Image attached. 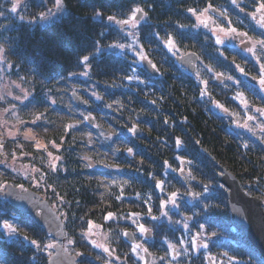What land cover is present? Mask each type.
<instances>
[{"label":"trees","instance_id":"1","mask_svg":"<svg viewBox=\"0 0 264 264\" xmlns=\"http://www.w3.org/2000/svg\"><path fill=\"white\" fill-rule=\"evenodd\" d=\"M53 3L54 0H28L26 14L36 16ZM208 3L226 13L225 17L213 14L220 25L227 26L225 20L230 19L232 27L251 37H259L261 29L246 16L256 6L252 0H241L239 8L229 0H63L65 10L56 19L45 24L20 20L6 29L10 73L30 91L29 97L19 104V111L28 121H32L37 113L44 114L37 121L38 127L47 128L44 138L48 144L53 140L61 144L59 150L50 146L48 151L62 159L58 162V171L52 172L47 153L23 142V149L41 170L43 185L38 191L8 172L0 175V183L35 188L43 194L63 220L65 240L75 241L72 245L67 244L69 251L83 253L76 256V264H101L105 258L81 235V230L87 229L85 221L88 220L109 232L114 229L117 235L112 238L111 245L116 255L125 264H139L129 252L130 243L120 234L132 226L123 217L140 213L143 218L152 220L145 214L147 209L151 207L152 215L158 217L160 201L177 190L182 198L177 200L180 207L173 210L172 215L182 221L185 214L192 216L189 227L195 231H198L197 224L205 225L209 247L208 255H204L203 250L194 252L191 248L186 255L176 256L170 249L169 259L175 256L172 264H229L230 257H236L242 264H264V258L231 221L225 187L216 177L220 167L229 170L239 179L245 192L262 200L264 209L262 136L253 137L232 129L227 116L211 108V100H214L227 111L240 109L231 95L236 94L235 85L210 81L208 94L201 96L202 88L196 76L174 59L179 52L195 51L204 65L227 72L238 81L240 87L237 90L245 95L250 105L264 107L262 95L255 85L237 75L236 66L239 65L244 73L257 77L258 68L248 56L227 44H216L215 36L203 27H186L179 30L183 36L177 35L178 24H195L193 17L188 18L191 14L186 9H203ZM136 4L148 13V19L142 21L136 31L139 40L136 48L138 51V47L143 46L140 50L156 64L158 75L149 74L141 63L137 64L135 52L107 47L114 40L127 43L128 39L121 40L124 33L117 25L93 15L99 10L104 16L126 19L129 9ZM166 32L175 37L178 52H169L162 40L154 35L159 33L161 38L167 39ZM96 47L100 51L97 52ZM93 52L90 68L78 63L79 56ZM130 67L137 69L136 74L144 83L123 78L133 74ZM83 72L89 74L85 76ZM73 89L85 101L84 107L72 101L70 91ZM117 101L124 106L121 108ZM108 104L112 107H106ZM89 114L95 125L83 120V115ZM73 122H78L75 129L65 133V125ZM134 124L138 134L128 131ZM89 128L94 129L90 137ZM109 134L110 138H105ZM62 136L63 140L60 139ZM177 137L182 140L179 147L175 143ZM245 144L247 148L243 146ZM128 148L133 150L132 153L126 151ZM85 155L91 160H84ZM89 162L100 166L85 167ZM4 170L8 171L7 168ZM112 180L117 183L112 184ZM156 181L165 182L163 191L155 186ZM121 185L123 197L116 200ZM204 185L208 186V192H203ZM189 190L202 192V196L185 194ZM137 194H140L139 198ZM205 203L210 205L207 210L203 208ZM108 212L115 213L117 218L105 221L103 217ZM5 220L17 228L19 234L12 235L0 227V264H36L31 259L33 256L39 264H46L52 248L37 252L24 236L44 244L55 239L0 195V222ZM153 223L155 241L149 243L153 254L165 255V237L174 245L178 243L177 237L184 239L185 231L170 225L166 219ZM180 245L178 249L183 251Z\"/></svg>","mask_w":264,"mask_h":264},{"label":"snow or ice","instance_id":"2","mask_svg":"<svg viewBox=\"0 0 264 264\" xmlns=\"http://www.w3.org/2000/svg\"><path fill=\"white\" fill-rule=\"evenodd\" d=\"M231 3L233 6L239 8L240 7V3L241 0H231ZM252 4L256 5L254 8V11H252L251 13H247L246 16H249L254 22L255 24L262 30L260 35L262 37H264V0H259V2L257 3V0H252ZM248 5L245 4V7H247ZM54 7L58 10H62L64 5H63V0H55L54 3ZM11 10L13 12L17 11V4L13 3L12 4V8ZM241 11H243L244 9L241 8ZM186 11L188 13H190L191 15L188 17L189 19H191L193 16L196 19V23L192 24V25H183V24H178L177 25V35L179 36H183L184 33L180 32V29L186 28V27H196L199 28L201 25H203L205 28L209 27V23L208 21L211 20V17L208 16L207 14L210 11H214L218 14V16L220 17H225L226 13L225 12H221L219 9H214L213 5L211 3H208L203 9H197V8H187ZM259 15V19H257V14ZM51 10L48 11V15H51ZM94 16L97 17H102L104 20L108 21L110 24H115L117 25L121 31L124 32V35L121 36V40H127V39H131V43H123V42H118V41H113L111 44L107 45V47L113 48V47H117V48H127L132 52H135L137 54V56L139 57V60L136 61L137 64H140L141 62H146L148 66H150L152 69L159 71V69L157 68L156 64L152 63V61L150 59H148V56L146 53H144L143 51H137L136 45L139 44V40L137 38V34L136 31L138 29V26L141 24L142 21H146L148 19V13L144 10L143 7H141L139 4H136L135 6L131 7L127 13V18L126 19H118L117 16L115 15H109V16H104L103 12L99 11V10H95L93 13ZM37 18H42V19H46L47 16L45 15V13H39ZM225 23H227L229 25L228 28H224V27H218L217 28H211L210 30L212 31L213 35H215V42L216 44H224V39L221 38L220 35H216L217 30L221 33H223L224 37H230L232 39H239L240 43L242 45L245 46V49L247 52H249L250 54H252L254 57H256L257 61L264 59V38L261 39H253V37L249 36L247 32H240L238 31L235 27H231L230 25L232 24V21L230 19H226ZM126 25H130L131 26V31L125 30ZM101 35H103V33H101ZM155 37L158 40H162L164 47H166L168 49L169 52H173L176 53L178 52V48H177V41L175 39V37L172 34H169L166 32V36L167 39H163L160 37L159 33H154ZM251 44V46H248V44ZM98 43V42H97ZM141 48H143L142 45H140ZM96 51H100L99 47H96ZM257 51H259L262 55L261 56H257L256 53ZM5 50L2 46H0V54L4 53ZM95 54V52L93 53H89V54H84L79 56L78 58V63L81 64L84 67H89V60H90V56H93ZM222 54V53H221ZM5 57L3 55H0V59H4ZM237 69L242 73L247 75V73H244V70L242 68L239 67V65L236 66ZM133 74L132 75H126L123 78L124 79H128V80H140L141 83H144L143 80L140 79V76L137 75V69L136 68H131L129 69ZM210 72L212 71L211 68L208 69ZM258 70L261 73L260 79H259V85H260V89L261 91H264V63L259 64V68ZM83 75L87 76L89 73L88 72H83ZM70 75H74V73H70ZM223 74L222 73H214L213 78H220L222 77ZM198 78H199V74H198ZM228 79H232V77H228ZM255 79V78H253ZM15 83V82H12ZM202 83L205 85V87L203 89L200 90V95L204 96L207 95V84L208 81H202ZM17 87H19V85H16ZM21 91L23 92V96H13V93L11 91H3L0 90V101H5L6 102V96H11L13 97V99L15 100H23V99H27L29 93L27 91H24L23 89H21ZM93 95H96L95 92H93ZM243 94H239L236 99H240V97ZM97 99H101L100 96L96 95ZM161 99H163V97H161ZM262 100H264V96L261 97ZM244 104L245 109H248V102L246 100H242L241 101ZM52 103H56L55 100H52ZM116 103L119 104V106L122 108L124 105L122 103H119V101H117ZM153 103H156V101H153ZM213 103L216 104V106L223 108V105H220L218 101H213ZM106 107L111 108L112 105L108 104L106 105ZM3 113L8 114L12 117H14L16 119L17 124H21L24 125L25 121L20 120L19 116L16 115V108L14 105H10V107L8 108H4L3 109ZM43 113H37L34 115L31 123L34 126H39L37 124V121L41 120L43 118ZM90 119H94L93 117H91V115H83V120L87 121ZM186 119V118H185ZM248 120H254L257 121L256 127H249V125L247 123H245L243 126L248 128L249 131H251L253 133V135L256 134V128H260L262 132H264V108H256L255 109V115H249L247 117ZM165 122H167V120H165ZM10 123L9 120L5 119L2 122H0V128L5 129L3 132H0V154L3 155H7L6 153L3 152V149L5 147V143L8 139L11 140H15L19 134V128H15V126H13L12 128H8L7 125ZM78 122H73L71 124L65 125L64 131L65 133H68L69 130H74L75 129V124ZM136 128L137 126L134 124L132 126V128L128 129L129 132L135 133L136 132ZM46 130V129H45ZM89 137L91 136V133L88 134ZM101 136H104V133L101 132L100 133ZM110 135L108 137L105 138H110ZM23 137L25 140H34L35 144L34 147L36 150H42L44 152L47 153V157L49 158L47 160L48 163V167L49 170L52 172H56L59 169V163L61 161V157L59 155H54V153L52 151H48V147L49 144L48 143H44L43 141L36 139V136L33 132L32 128H27L26 131L23 133ZM61 140H63V136L60 138ZM262 142H264V136L261 137ZM49 143L51 144L53 149L59 150L61 148V144L56 143L54 140L53 141H49ZM176 145L179 147L182 145V140L181 138L177 137L176 138ZM88 144L91 145L92 144V140L89 139L88 140ZM244 147H248L247 144L243 145ZM18 147L22 148L23 145H18ZM128 153H132V149L128 148L126 150ZM23 154V153H22ZM15 159V156L13 157ZM84 160L86 161H90L91 158L87 155H85L83 157ZM101 163H103V161H101ZM142 163V161H141ZM92 163L89 162L85 165V167L90 168L92 167ZM118 166V165H117ZM9 167H13L12 165H9ZM27 166H25L26 168ZM13 171H21L18 170L16 168L13 167ZM32 171H39L38 169H33ZM181 172H183V170L181 169ZM23 174L25 176H28L29 178H32L29 174V172L27 170L23 171ZM188 178H192L194 179L195 177H186L185 179ZM112 184H116L117 181L116 180H112L111 181ZM127 183V181H125V184ZM164 181H156V187L160 188L161 191H163V185H164ZM6 182L5 183H0V189L6 187ZM20 187H23L22 185H20ZM121 187V193L120 195H116L115 199L116 200H121L123 197V185L120 186ZM209 188L207 185L203 186V192H208ZM185 194L190 195L192 197H201L202 196V192H193L191 190H189L188 192H186ZM140 194H137V197L139 198ZM182 198V194L179 193V190L177 191H172L171 193L168 194L166 199H163L160 201V204L158 205L159 208H166L169 204L173 207H176L177 209H179L180 205L177 203L178 199ZM64 198L61 197V200H63ZM104 199V194H101V200ZM145 203H147V201H145ZM210 207V205H208L207 203H205L203 205V208L205 210H207ZM233 211L236 212H240L241 210L236 208L235 206H233ZM146 215L150 216L152 220H157L158 217L152 215V209L151 207H149L147 209V212L145 213ZM140 213H132L130 216L128 217H123L126 219H132V217H139ZM161 215L163 216H167L168 212L167 211H163L161 212ZM198 215V214H197ZM116 214L113 212H108L103 219L105 221H109L112 219H115ZM81 220H84V217H80ZM192 219V216H188L187 214L184 215V220H183V230L188 231L189 234L191 235V229L189 227V221ZM134 224H137V228L138 231L141 235H150L152 230L147 228L145 226V224L143 223H137V220H133L132 221ZM85 223L87 224V229H82L81 230V235L84 239H89L91 234H92V227H93V222L88 220L85 221ZM176 223H181V221H177ZM0 227H3L5 229H8L9 232L12 235H18V229L13 227L11 224L8 223L7 220L0 222ZM96 228L101 227L100 225H95ZM57 229H59V225H57ZM197 229L198 231L195 233V238L189 242V248L185 249L184 251H180L178 249V245L182 244L183 242L180 240L179 237H177V245H174L171 241H168L167 238H164V243L166 244V247L164 248V252L165 255L159 257V260L161 261V264H172V261L175 259V256H172V259H169V255H170V249L172 251L175 252L176 256H180V255H186L187 252L192 248V247H196L197 251L199 250V248H205L207 249L209 247V244L207 242V228L205 225H201V224H197ZM65 236L67 235L66 233L64 234ZM107 235V234H105ZM122 236H129L130 234L127 231H122L121 233ZM214 235V234H213ZM203 238V242L200 244H196L195 240L196 239H201ZM24 239L28 240L30 244H32L34 246V248L36 249L37 252H42V251H46L49 248H58V252L56 253L57 257L59 258L62 254L67 253L68 252V248L64 245V244H59V242H56L55 244H44L36 239H31L28 236H24ZM75 241L73 239H67V244L68 245H72L74 244ZM91 243L94 247L96 248H101L103 250L104 253H107L110 256H115L116 253L114 251H111L109 246L103 243H97L96 240H91ZM138 249H142L145 253L149 252V249L147 247L144 246V242L136 244L133 243L129 246V252L131 253H136L139 257V259L143 260L145 259V257L139 256L138 254ZM76 256H81L83 255L82 252L76 251L75 252ZM223 255L227 256V253H224ZM52 258V253H49V259ZM32 260L36 261V264H39V261L36 259L35 256H33L31 258ZM97 259H100V257L98 256ZM116 259L119 260L121 259V257L116 256ZM127 259V257H125V260ZM73 264H75V262H73ZM106 264H113L112 261H106ZM153 264H155V262H153ZM229 264H242L241 261H238L236 257H230L229 258Z\"/></svg>","mask_w":264,"mask_h":264},{"label":"rangeland","instance_id":"3","mask_svg":"<svg viewBox=\"0 0 264 264\" xmlns=\"http://www.w3.org/2000/svg\"><path fill=\"white\" fill-rule=\"evenodd\" d=\"M45 1L46 0H43V2H45ZM229 1L231 3V0H229ZM13 3L17 4V11H15V12H13L11 10ZM27 3H28V0H0V46H2L5 50L4 53L0 54V55H3L5 57L4 59H0V90L11 91L13 93V96H23V92L21 91V89H23L24 91H27L29 94H30V91L26 86H24L22 84V82L20 80H18L16 77L11 75V73H10L8 46H7V43L5 40L6 29L10 25L14 24L15 21H20V20H24L26 22L29 21L31 23L45 24V23H48V22L56 19L65 10L64 7L62 10L56 9L54 7V3H55V0H54L53 4H48L44 8V10L39 12V13H45V15L47 16L46 19L37 18L39 13L36 16L30 17L26 14ZM49 10H51V13H52L51 15H48ZM242 12L244 13V11H242ZM251 12L252 11H248V13H251ZM207 15L211 17V20L208 21L209 27L205 28L203 25L200 26V27L205 28L207 31L209 30L212 33V31L210 30L211 28H217L218 29V27H224V28L229 27V25H227V26L220 25L219 22L217 21V19L213 17V13L211 11ZM259 15L260 14L258 13L257 19H259ZM193 19H194V23H196V19L194 16H193ZM252 24L254 26L258 27L253 20H252ZM194 28H196V27H194ZM125 30L131 31V26L126 25ZM238 31H240V30H238ZM240 32H242V31H240ZM216 35H220L221 38L224 39V44H222V45L227 44L229 46H232V47L240 50L241 52H243L246 56H248L253 61V65H255L256 68H259V64L264 63V59H262V61L261 60L257 61L256 57H254L252 54L247 52L245 49V46L240 43L239 39H232L230 37H224L223 33L219 32L218 30L216 32ZM253 39H261V37L259 35V37H257V38L253 37ZM127 43H131L130 38L128 39ZM248 46H251L250 42H249ZM139 51H143V50H140V47H138V52ZM256 55L261 56L262 54L259 51H257ZM137 59L139 60V57H137ZM209 68L210 67L204 65V63L202 61H199L196 63V69H195L194 75L196 76L197 82L200 84L201 88L203 89L205 87V85L202 83V81H208L207 86L209 85L210 81L212 82L214 80H217V82L220 83L221 85H224L225 83L226 84L231 83V84L235 85V90H236V92H235L236 94L231 93V95L237 101V103H239V105H240V109H238V110L227 111L224 108H220V107L216 106V104L213 103L214 100H211V108L222 113V114H224V115H226L228 120H229V123H231V125H232V129L235 128L236 130L243 131L244 133H247L249 136H253V137H259L260 138L261 136H263L264 132H262L260 128L257 127L256 128V134L253 135V133L251 131H249L248 128L243 126L245 123H247L249 125V127H256L257 121L248 120L247 117L249 115L254 116L255 115V109L258 107L254 106V105L252 106L248 103V109L247 110L245 109L244 104L241 101L246 100V99H245V95L237 90V87H240V85L238 84V81H236L233 78L228 79V77H231V76H229V74L227 72L223 73L221 70H213V69L210 72L208 70ZM217 72L222 73L223 76L220 78L214 79L213 78L214 73H217ZM237 72L239 73V74H237L238 76L242 77L243 79L245 78L244 74H242L239 70ZM198 74H199V78H198ZM256 75H257V77L255 78L256 81L253 84L258 89L259 93L262 96H264V91H261L260 85H259V79L261 76V73L259 70H258V73ZM12 82H15V83H12ZM248 82L250 84H252L250 81H248ZM17 84L19 85V87L16 86ZM232 87L234 88V86H232ZM61 94L64 95V89L63 88H61ZM239 94H243V95L240 97V99H236V97ZM28 97H29V95H28ZM25 100L26 99L15 100L11 96H6V102L0 101V122L7 119L10 121V123L7 125L8 128H12L13 126H15V128H19V130H20L19 134L15 140L8 139L6 141L3 152L6 153L7 155L0 154V175H2V173L8 172V174H10L11 176H15V178H18V180H22V181L25 180V181H23L24 184L28 183L29 185L34 186L38 190V187H40V185L42 184L41 183V181H42L41 170L35 164V162L31 161L32 158L30 157V155H28L25 152L23 147L20 148V147H18V145H22L23 142H29L34 146V144H35L34 140H31V139L25 140L23 137V133L26 131L27 128L33 129V132L36 136V139H39V140L43 141L44 143H47L45 141V138H44V134L47 132V128L43 127V126H41V127L34 126L31 123V121H28L22 117V112L19 111V108H20L19 104ZM10 105L15 106L16 115L19 116L20 120L25 121L24 125L17 124L16 119L14 117L3 113V109L10 107ZM260 108H264V107H260ZM4 130L5 129L0 128V132H3ZM87 131L92 134L94 132V129L89 128ZM50 146H51V144L49 143V147ZM14 156H15V159L13 158ZM9 165H12L14 168L21 170V171H13V167H9ZM92 165L94 167L100 166V165H98V163H96V164L93 163ZM25 166H27V167L25 168ZM4 168H7L8 171L4 170ZM33 169H38L39 171H32ZM24 170H27L32 178L25 176L23 174ZM14 186H18L20 188V190H25V188H27V187H20V185H14ZM28 188L36 191L35 188L34 189L31 187H28ZM225 190H226V187H225ZM38 191H36V192L40 194V192H38ZM40 195H41V198H44L43 194H40ZM187 200L189 201V199H187ZM176 209H177L176 207H173L170 204L166 208H160L159 209L160 213L158 215L157 220H150V219H147L146 217L143 218L142 215H139V217L134 216V217H132V219H126L125 218L127 221L129 220L132 223V226L130 228L124 229L122 231H126V230L131 231L134 238H135L134 242H131L130 245L133 243L139 244V243L144 242V246L149 249V246H150L149 243L155 241V236H154V232H153V227H154L153 222L154 221H156V223L157 222L159 223L162 220L166 219L170 225H172L174 227L179 226L183 229L182 219H180V218L175 219L174 216L172 215L173 214L172 211L176 210ZM163 211H167L168 215L167 216L161 215V212H163ZM133 220H137V223L145 224V226L147 228L152 230L151 234L148 237L146 235H141L138 231L137 224H134L132 222ZM177 221H181V223H176ZM95 225H97V224L93 222L92 234H91L90 238L86 239V240L91 244V246L93 248H95L96 251L105 255L104 256L105 258H104V260L101 261V264H106V261H112L113 264H125V261L122 258L119 260L116 259L117 255L110 256L107 253H104L101 248H96L92 245L91 240H96L97 243H103V244L108 245L110 250L115 252L114 247L111 245V240L114 236L116 237L117 232L114 229H112V231L109 232V231L103 229L102 227L96 228ZM190 229H191V227H190ZM6 230H8V229H6ZM122 231H121V233H122ZM196 232L197 231L191 229V235H190L189 232L185 231V235L183 236L184 239L181 240L183 243H182V245H180V247L182 248L183 251H184V249L187 248L186 247L187 243L189 241H192L195 238ZM105 234H107V235H105ZM54 242L55 241L52 240V241L47 242L46 244H54ZM202 242H203V238L195 240V243L197 245L202 243ZM63 244L67 247V241L66 240L63 241ZM192 248H193L194 252H197V249L195 246ZM200 250L204 251V253H205L204 255H206V253L208 255L207 249L199 248L198 251H200ZM68 252H70L69 249H68ZM143 252L144 251L142 249H138L139 256L144 257ZM70 253H72V252H70ZM149 253H150V258H149V261L147 263L145 262L144 259L143 260L139 259L138 255L136 253H132V255L134 256V258L136 260H138L139 264H153V262H155V264H161L159 257L164 256V255H155L150 251V249H149ZM165 264H166V262H165Z\"/></svg>","mask_w":264,"mask_h":264},{"label":"water","instance_id":"4","mask_svg":"<svg viewBox=\"0 0 264 264\" xmlns=\"http://www.w3.org/2000/svg\"><path fill=\"white\" fill-rule=\"evenodd\" d=\"M216 13V12H215ZM176 61L184 66L188 71L193 72L198 56L194 52L179 54L175 57ZM142 66L151 75H157V71L141 62ZM71 96L76 105L83 107L85 102L75 92H71ZM90 124L94 123V119L87 120ZM136 128V134H138ZM218 181L226 187L225 196L227 198V207L231 221L242 231L251 245L264 258V209L262 201L259 197L250 195L244 191L239 179L224 167H220L217 172ZM6 187L0 189V195L6 197L9 203L22 212L25 216L30 217L36 224L43 227L44 231L50 234L56 241L61 244L65 239L64 223L58 212L52 207L49 201L41 198L36 191L27 188L20 190L18 186L6 183ZM233 206L240 209V212L233 211ZM59 225V229H57ZM130 235L124 237L129 242L134 241L131 231L126 230ZM147 237L149 235H146ZM52 258H47L46 264H76V256L69 252L62 254L59 258L56 253L58 248H52ZM145 262L150 258V253L143 252ZM209 261V258H207Z\"/></svg>","mask_w":264,"mask_h":264}]
</instances>
